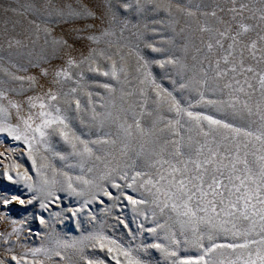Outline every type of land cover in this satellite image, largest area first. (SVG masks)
I'll return each instance as SVG.
<instances>
[{
	"label": "snow or ice",
	"instance_id": "6c2138e0",
	"mask_svg": "<svg viewBox=\"0 0 264 264\" xmlns=\"http://www.w3.org/2000/svg\"><path fill=\"white\" fill-rule=\"evenodd\" d=\"M0 264H264V0H0Z\"/></svg>",
	"mask_w": 264,
	"mask_h": 264
}]
</instances>
